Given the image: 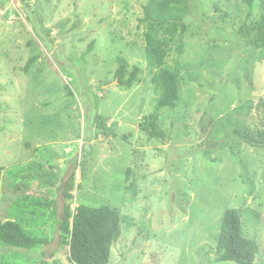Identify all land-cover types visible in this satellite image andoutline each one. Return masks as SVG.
Returning a JSON list of instances; mask_svg holds the SVG:
<instances>
[{"label":"rangeland","instance_id":"rangeland-1","mask_svg":"<svg viewBox=\"0 0 264 264\" xmlns=\"http://www.w3.org/2000/svg\"><path fill=\"white\" fill-rule=\"evenodd\" d=\"M145 1L0 0V220L27 192L60 199L57 187L16 170L54 164L61 185L77 166L73 207L122 211L111 264H237L216 260L231 207L244 235L258 239L264 264V149L230 136L264 123V50L252 46L259 0L190 1L185 51L168 59L181 61L184 83L180 107L160 111L166 142L140 127L158 97L140 23ZM119 56L141 65L131 88L116 83ZM99 114L116 135L102 134ZM130 166L138 180L126 190ZM39 231L51 242L33 250L0 239V260L73 264L53 220Z\"/></svg>","mask_w":264,"mask_h":264},{"label":"trees","instance_id":"trees-1","mask_svg":"<svg viewBox=\"0 0 264 264\" xmlns=\"http://www.w3.org/2000/svg\"><path fill=\"white\" fill-rule=\"evenodd\" d=\"M190 1L146 0L143 4L140 23L145 27L147 62L156 69L152 82L158 93L154 111L140 125L141 130L150 139L167 141L169 134L159 125L160 111L164 108L177 109L181 105V90L184 83L181 61L177 60L173 66H170L168 59L172 53H176L179 57L185 51ZM247 1L252 5V0ZM259 5L262 13L256 25L257 37L252 41V46L264 50V0H259ZM94 44L93 41L88 52L93 50ZM38 57L39 54H35L28 59L24 67L25 72H29ZM118 61L116 78L119 79L121 86L131 88L139 81L141 65L140 63L131 65L124 56H119ZM68 89L69 94L74 95L70 86ZM94 122L104 136L116 135L112 125H108L107 117L96 115ZM261 126V128L244 130L236 128L230 136L252 147L264 149V123ZM212 146L216 147V144L212 143ZM87 153L85 154H90ZM50 157L57 159L54 152ZM212 160L217 159L212 158ZM76 167L61 185H58L56 179L58 167L54 164H26L22 169L15 171L24 178L37 180L41 187H57L60 199L30 192L20 197L11 209L10 218L6 221L0 220V239L6 246L33 250L51 242L49 237L41 234L39 227L53 220L60 245L69 248V259L73 264H111L112 248L122 235V211L109 205L96 207L81 204L73 207L76 199L74 192L79 188L76 182ZM132 175L134 172L130 166L127 169V181L130 184L126 185V190L136 186L138 179L131 180ZM48 211H50L49 215ZM54 252H51V257L55 256ZM260 253L261 246L258 239L244 235L239 209L228 208L221 221L216 260L233 261L237 264H258ZM0 264L10 263L0 260ZM40 264H49V262L44 259Z\"/></svg>","mask_w":264,"mask_h":264},{"label":"water","instance_id":"water-1","mask_svg":"<svg viewBox=\"0 0 264 264\" xmlns=\"http://www.w3.org/2000/svg\"><path fill=\"white\" fill-rule=\"evenodd\" d=\"M116 83H119V79H117V82Z\"/></svg>","mask_w":264,"mask_h":264}]
</instances>
